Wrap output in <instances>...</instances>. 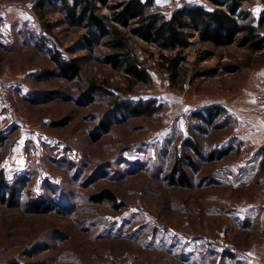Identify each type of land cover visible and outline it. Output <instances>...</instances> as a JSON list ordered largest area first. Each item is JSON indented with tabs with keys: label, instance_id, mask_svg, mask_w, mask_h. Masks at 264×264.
Returning a JSON list of instances; mask_svg holds the SVG:
<instances>
[{
	"label": "rangeland",
	"instance_id": "1",
	"mask_svg": "<svg viewBox=\"0 0 264 264\" xmlns=\"http://www.w3.org/2000/svg\"><path fill=\"white\" fill-rule=\"evenodd\" d=\"M37 1L0 0L8 4L0 17V73L18 84L17 119L0 105V172L18 184L15 196L0 200V264H198L197 253L214 245L224 225L214 209L230 194L214 172L264 142L250 134L257 127L260 135L264 119L249 109L264 53L196 43L185 50V73L173 82L160 50L132 36L153 77L152 84L132 85L105 61L106 39L87 45L86 29L68 20L60 3L38 11ZM155 3L164 13L207 4ZM244 7L264 14V0ZM55 52L78 57L80 75H64ZM91 81L121 100L154 98L163 108L152 116L118 112L112 129L101 133L113 99L105 91L86 93ZM214 104L224 111L213 124L193 115ZM184 155L196 164L185 166L191 184L171 177ZM105 189L116 200L94 201Z\"/></svg>",
	"mask_w": 264,
	"mask_h": 264
},
{
	"label": "trees",
	"instance_id": "2",
	"mask_svg": "<svg viewBox=\"0 0 264 264\" xmlns=\"http://www.w3.org/2000/svg\"><path fill=\"white\" fill-rule=\"evenodd\" d=\"M205 1L207 4L186 3L175 7L170 13L159 10L155 0H38L34 8L39 11L45 9L50 2L52 5L60 3L68 20L86 29L84 39L87 45L92 46L106 39L103 44L110 51L105 54V61L121 71L130 84L135 85L152 84L153 77L132 44V36L142 38L160 50L161 65L173 82L185 73V50L196 43H211L216 46L237 44L252 51L264 48V14L257 19L250 9L244 7L251 0ZM104 7L109 12H104ZM43 25L45 30H52L51 24ZM166 51H174V54H167ZM51 57L64 75L72 78L80 75L82 67L78 57L65 59L57 52ZM100 91H105L113 99L99 124L101 133L112 129L118 112L124 116H152L163 108L154 98L121 100L114 97V92L94 81H91L86 93ZM88 98L92 99V96ZM223 111L221 106L213 105L198 110L193 115L213 124ZM95 138L100 139L101 135ZM192 147L194 151L200 152L198 144ZM186 163L196 166L192 157H178L171 171L173 182L191 184V178L185 169ZM17 185L11 184L5 174L0 172V200H9L10 196H15ZM93 200L115 201L116 196L113 191L105 189L95 194Z\"/></svg>",
	"mask_w": 264,
	"mask_h": 264
},
{
	"label": "crops",
	"instance_id": "3",
	"mask_svg": "<svg viewBox=\"0 0 264 264\" xmlns=\"http://www.w3.org/2000/svg\"><path fill=\"white\" fill-rule=\"evenodd\" d=\"M256 9L258 8H250L253 13ZM2 15L4 13H1L0 17ZM254 15L259 19L260 16ZM256 52L263 54L264 48ZM257 70L258 79L254 86L256 90L264 87V59ZM7 80L14 95L18 84L12 79ZM258 123L260 135L258 136L257 127L250 130V134L254 133L255 137L264 138V121L258 120ZM261 143L262 141L260 144H252L248 148L252 149L250 153L247 154L246 148L240 158L236 157L226 164H219L213 174L219 185L230 187L228 199H223L222 203L220 201L219 206L214 209V215L224 218V225L218 236L235 240L252 258H238L215 245L205 243L197 253L198 264H264V142ZM238 189L240 192L235 191Z\"/></svg>",
	"mask_w": 264,
	"mask_h": 264
},
{
	"label": "built area",
	"instance_id": "4",
	"mask_svg": "<svg viewBox=\"0 0 264 264\" xmlns=\"http://www.w3.org/2000/svg\"><path fill=\"white\" fill-rule=\"evenodd\" d=\"M8 4L0 2V12ZM0 105L12 119H17V107L12 96L10 83L0 73ZM250 112L264 119V87L256 90L253 101L250 105ZM213 244L224 252L231 253L233 256L243 259L251 257L249 252L239 249L233 242L224 239L223 237H214Z\"/></svg>",
	"mask_w": 264,
	"mask_h": 264
}]
</instances>
